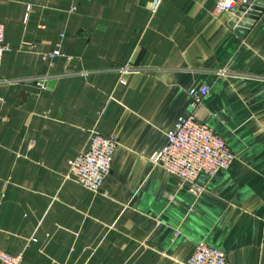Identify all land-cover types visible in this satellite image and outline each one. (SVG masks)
Wrapping results in <instances>:
<instances>
[{
	"label": "crops",
	"instance_id": "obj_1",
	"mask_svg": "<svg viewBox=\"0 0 264 264\" xmlns=\"http://www.w3.org/2000/svg\"><path fill=\"white\" fill-rule=\"evenodd\" d=\"M215 5L0 0L9 48L0 67V251L26 264H184L205 243L229 264H264V11L240 37L232 12L216 16ZM60 40L70 60H42ZM121 67L132 69L123 84ZM202 85L211 90L195 114L236 160L199 174L194 196L149 158ZM93 130L118 144L100 193L64 179Z\"/></svg>",
	"mask_w": 264,
	"mask_h": 264
},
{
	"label": "built area",
	"instance_id": "obj_2",
	"mask_svg": "<svg viewBox=\"0 0 264 264\" xmlns=\"http://www.w3.org/2000/svg\"><path fill=\"white\" fill-rule=\"evenodd\" d=\"M249 1L216 0L214 15L230 13L238 6L248 4ZM74 11L75 7L69 10L71 13ZM60 37L62 38L63 35ZM60 46L61 40L55 50L41 54L42 60L64 57L69 61L70 58L61 53ZM8 50L4 38V25L0 24V67L2 57ZM117 71L121 76L119 83L123 84L125 83L123 76L129 74L132 69L121 67ZM220 74L224 75L226 72H220ZM210 90V87L202 85L189 91L191 113L186 117L177 118L172 128L165 133L166 142L163 148L149 158L154 166L177 176L181 181V186L185 185L194 196H199L202 192V188L195 185L199 174L203 173L213 177L221 171L228 170L236 160V155L230 150L222 136L201 122L195 114L202 100L210 94ZM117 145L114 136L91 131L86 148L67 162L68 170L64 179L93 193L102 192L104 180L111 172L112 159ZM168 199L172 201L173 196H168ZM0 264L26 263L22 253L11 255L0 251ZM184 264L229 263L224 251L205 243H199Z\"/></svg>",
	"mask_w": 264,
	"mask_h": 264
},
{
	"label": "water",
	"instance_id": "obj_3",
	"mask_svg": "<svg viewBox=\"0 0 264 264\" xmlns=\"http://www.w3.org/2000/svg\"><path fill=\"white\" fill-rule=\"evenodd\" d=\"M263 11L264 0H250L248 4L232 11L233 17L229 20V26L237 35L242 37Z\"/></svg>",
	"mask_w": 264,
	"mask_h": 264
}]
</instances>
